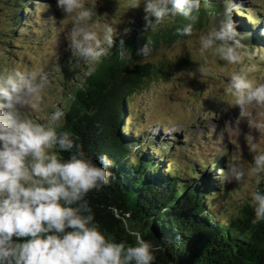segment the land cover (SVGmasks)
Listing matches in <instances>:
<instances>
[{"label":"clouds","instance_id":"clouds-1","mask_svg":"<svg viewBox=\"0 0 264 264\" xmlns=\"http://www.w3.org/2000/svg\"><path fill=\"white\" fill-rule=\"evenodd\" d=\"M141 3L151 29L180 22L175 33L183 38L193 35L202 0H131L130 7ZM56 6L64 17H74L65 33L72 57L88 65L98 63L113 47L117 26L108 18L92 20L93 9L84 0H56ZM196 40L205 61L197 69L201 77L210 71L209 56L236 65L223 84V93L234 98L240 112L249 105L264 104V83L249 75L256 65L245 63L257 55L264 60V51L243 42L231 9L200 31ZM120 48H125L123 41ZM48 82L49 73L43 67L0 68V264H154L157 248L139 232L130 233L135 242L129 245L106 235L96 222L87 197L110 183L114 161L109 155L100 154L96 160L71 131L58 132L54 126L25 118L23 109L38 107ZM63 116L57 109L49 120L58 122ZM249 125L264 136V119L250 117ZM246 142L252 153L248 174L260 185L264 183V150L251 134H246ZM54 146L68 156L47 151ZM229 171L231 178L242 182L244 173L238 167ZM248 197L253 224L264 222V190L258 187Z\"/></svg>","mask_w":264,"mask_h":264},{"label":"trees","instance_id":"trees-1","mask_svg":"<svg viewBox=\"0 0 264 264\" xmlns=\"http://www.w3.org/2000/svg\"><path fill=\"white\" fill-rule=\"evenodd\" d=\"M25 1H18L23 11L15 16L17 26L24 22L25 12L32 13V5ZM215 1L202 0L195 28L205 23L212 8H218ZM144 16L145 13L135 23V30L127 28V37L114 39L113 47L98 63L81 67L79 76H75L71 60L61 64L64 68L58 80L65 84L60 85L63 97L59 110L64 116L46 126H54L58 132L71 131L94 159L107 153L114 161L110 183L91 191L87 198L101 230L117 242L127 241L131 245L135 237L130 233L139 232L157 248L154 264H264V222L253 224L249 197L223 219L212 211L213 197L224 191L219 188L218 178L210 174L212 167H220L218 160L213 158L211 165L202 162V167L208 166L206 173L201 167L192 166L181 173L169 161L170 157L156 149L154 142L143 144L125 133V111L130 98L170 69L163 61L155 64L144 60L137 51L138 42L156 50L162 44L171 45L181 39L175 33L180 22L151 29ZM253 40L255 43L257 38ZM184 63L183 58H178L173 68ZM69 70L72 76H68ZM133 129L137 128L129 126L128 133ZM52 150L63 158L68 156L55 146ZM258 187L264 190V183L254 190Z\"/></svg>","mask_w":264,"mask_h":264},{"label":"rangeland","instance_id":"rangeland-1","mask_svg":"<svg viewBox=\"0 0 264 264\" xmlns=\"http://www.w3.org/2000/svg\"><path fill=\"white\" fill-rule=\"evenodd\" d=\"M18 1L23 0L1 1L0 68H45L49 82L41 91L38 107L26 106L23 114L34 122L51 125L54 122H50L49 114L60 109L59 102L63 97L60 85L65 83L58 80L64 68L60 67L61 64L71 60L75 76H79L81 67L92 65L72 57L67 50L65 33L74 17H64L56 6V0H24L32 5V13L28 15L25 12L24 22L17 26L15 16L23 11ZM215 2L218 8H212L205 23L195 28L191 37L181 38L180 44H162L153 50L147 43L138 42L137 51L144 60L155 64L163 61L170 69L165 76L150 80L130 98L124 123L127 136L138 138L143 144L154 142L156 149L170 157L169 161L174 162L181 173L190 166L201 167L206 173L208 166L202 167V162L211 165L213 158L218 160L220 167H212L210 174L212 178H218L219 188L224 191L213 197L211 208L217 217L223 219L255 189L254 178L248 174L252 153L248 149L246 134L253 135L258 147L264 150V136L249 125L250 117L264 119V104H252L240 112L234 98L223 93V84L230 72L237 70L236 65L229 66L219 58L209 56L210 71L206 77H201L197 69L205 61L199 55L196 37L200 31H206L216 23L225 9H231L238 31L244 35L243 42L250 48L264 51V0ZM84 3L93 9L92 20L108 18L117 26L114 37L117 40L129 35L127 28L135 30V23L144 14L143 4L130 7L131 0H84ZM136 36L139 37L137 33ZM122 54L127 58L126 53ZM178 58H183L185 63L174 69ZM245 63H255L256 70L249 74L250 78L264 83V60L257 55L251 61L246 59ZM68 76H72L71 70ZM68 87L70 89L72 85ZM129 126L138 130L133 129L130 134L127 131ZM47 151L53 152L52 148ZM235 167L244 173L240 183L231 178L229 169Z\"/></svg>","mask_w":264,"mask_h":264},{"label":"water","instance_id":"water-1","mask_svg":"<svg viewBox=\"0 0 264 264\" xmlns=\"http://www.w3.org/2000/svg\"><path fill=\"white\" fill-rule=\"evenodd\" d=\"M113 213H114L115 217H118V215H117V213H116V211H115V210H113ZM127 216H129L131 219H133V216H132V215H130V214H127Z\"/></svg>","mask_w":264,"mask_h":264}]
</instances>
